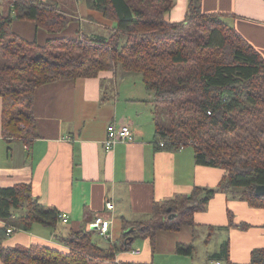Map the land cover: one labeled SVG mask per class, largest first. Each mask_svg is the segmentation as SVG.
Returning <instances> with one entry per match:
<instances>
[{
    "label": "trees",
    "instance_id": "1",
    "mask_svg": "<svg viewBox=\"0 0 264 264\" xmlns=\"http://www.w3.org/2000/svg\"><path fill=\"white\" fill-rule=\"evenodd\" d=\"M12 1L13 15L0 18L3 138L35 139L32 108L40 87L119 69L139 75L152 95L157 149L191 146L196 164L224 170L215 188L194 187L190 195L154 203L148 223L124 222V230L134 228L135 238H148L153 252L157 232L193 226L194 214L203 212L217 193L264 209V197L254 194L255 187L264 186V60L223 17L203 14L197 0H190L182 23L165 18L174 0H83L115 23L110 36L49 39L38 47L11 33L13 20L34 21L55 35L70 19L57 10L58 0ZM17 211L23 214L16 217ZM59 216L56 209L39 204L29 184L0 189V221L7 224L0 234L2 264H134L116 261L128 245L105 241L102 247L92 240L93 234L100 236L87 228L54 236L68 248L66 254L39 245L1 246L11 235L7 229L54 228ZM193 249L178 245L176 254L189 257ZM221 255L230 264L228 249ZM249 264H264V249L252 251Z\"/></svg>",
    "mask_w": 264,
    "mask_h": 264
},
{
    "label": "crops",
    "instance_id": "2",
    "mask_svg": "<svg viewBox=\"0 0 264 264\" xmlns=\"http://www.w3.org/2000/svg\"><path fill=\"white\" fill-rule=\"evenodd\" d=\"M197 1L203 14L223 17L264 60V0ZM12 2L0 0V18L13 15ZM58 2L57 10L70 19L60 33L50 35L31 20H13L11 33L43 47L49 39L108 38L110 35L95 31L111 34L115 27L114 22L87 8L83 0ZM189 3L174 0L166 20L184 22ZM151 102L152 95L141 77L119 69L91 78L58 80L36 90L32 108L36 137L25 141L2 137L0 98V189L29 184L40 205L68 217L67 223L60 222L54 228L34 224L30 231H20L12 227L14 232L1 246L39 245L66 254L68 248L54 236L65 237L70 230L86 228L98 216L111 220L112 244L125 245L124 222L148 223L154 203L190 195L194 187L215 188L224 170L196 164L191 146L157 149ZM111 124L129 125L133 141L106 150L103 142ZM107 202H112V211L106 209ZM14 214L19 217L23 211ZM229 214L232 228H228ZM193 222V226L178 231L157 232L153 252L148 238L131 234L133 240L126 244L129 250L118 252L116 261L225 264L221 252L228 249L230 264H249L252 251L264 249V209L229 194L217 193L203 212L194 214ZM242 224L247 227L241 228ZM6 225L0 221V234ZM178 245H192V256L177 255ZM201 246L202 256H198ZM134 250H139V255H133Z\"/></svg>",
    "mask_w": 264,
    "mask_h": 264
},
{
    "label": "built area",
    "instance_id": "3",
    "mask_svg": "<svg viewBox=\"0 0 264 264\" xmlns=\"http://www.w3.org/2000/svg\"><path fill=\"white\" fill-rule=\"evenodd\" d=\"M133 141V134L129 125H120L115 126V124H111L107 127V135L106 139L104 140V146L106 150H112L117 144L120 143H130ZM163 144L160 143V146ZM25 148L28 150V146L26 145ZM106 209L109 211L113 210L112 202H107L105 204ZM60 221L65 224L68 222V217L66 214L61 213L59 216ZM111 220L106 219L102 216L95 217L91 222L87 225V230L97 233L100 237L103 238L104 241L109 242L110 244L113 243V237L111 234ZM14 230L12 228L7 229V234H12ZM139 250L132 251V254L137 256L139 255ZM220 264V262H217Z\"/></svg>",
    "mask_w": 264,
    "mask_h": 264
},
{
    "label": "rangeland",
    "instance_id": "4",
    "mask_svg": "<svg viewBox=\"0 0 264 264\" xmlns=\"http://www.w3.org/2000/svg\"><path fill=\"white\" fill-rule=\"evenodd\" d=\"M101 31H102V29L100 30V31H95V33H97V34H101V35H103V36H105V37H108L110 34H109V32L108 31H102V33H101ZM85 32V31H84ZM86 33V32H85ZM34 53L33 52H31V55H33ZM161 119H162V122L161 123H163V124H165V118H162L161 117ZM92 240L94 241V242H96L97 244H99L100 246H102V247H105L106 246V242L102 239V238H100V237H98L96 234H93V236H92ZM139 243V241H137V243H136V245ZM197 255L198 256H202V246L200 247V248H198V251H197Z\"/></svg>",
    "mask_w": 264,
    "mask_h": 264
},
{
    "label": "water",
    "instance_id": "5",
    "mask_svg": "<svg viewBox=\"0 0 264 264\" xmlns=\"http://www.w3.org/2000/svg\"><path fill=\"white\" fill-rule=\"evenodd\" d=\"M254 194L257 197H264V186H257V187H255ZM167 212H170V209H168ZM168 218L169 219H173V218H175V215H170ZM134 232H135V229L134 228H129V229H127L124 232V235L125 236H128L127 241H125L126 244L131 243V241L133 240V238L130 235L133 234Z\"/></svg>",
    "mask_w": 264,
    "mask_h": 264
}]
</instances>
